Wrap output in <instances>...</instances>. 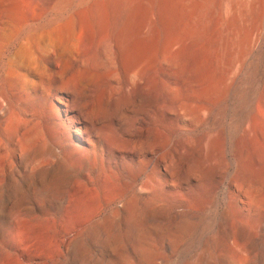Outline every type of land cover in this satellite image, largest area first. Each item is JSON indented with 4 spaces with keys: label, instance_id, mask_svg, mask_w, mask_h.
<instances>
[{
    "label": "rangeland",
    "instance_id": "1",
    "mask_svg": "<svg viewBox=\"0 0 264 264\" xmlns=\"http://www.w3.org/2000/svg\"><path fill=\"white\" fill-rule=\"evenodd\" d=\"M101 5L147 24L140 69L97 45L105 33L79 12ZM0 9L7 32L38 19L64 48L69 30L56 23L72 15L101 64L76 76L98 109L79 138L74 129L89 122L68 121L71 84L50 82V66L26 48L0 61V264H264V185L255 201L239 193L242 168L264 178V0H0ZM123 25L113 19L109 33Z\"/></svg>",
    "mask_w": 264,
    "mask_h": 264
},
{
    "label": "bare ground",
    "instance_id": "2",
    "mask_svg": "<svg viewBox=\"0 0 264 264\" xmlns=\"http://www.w3.org/2000/svg\"><path fill=\"white\" fill-rule=\"evenodd\" d=\"M124 8L111 10L108 7H105V6L103 7L101 5L100 7L97 6V7H89L86 9L83 8V10L81 9V12L79 13L84 16V20L86 22H88L89 24L96 25L98 27L99 32L102 31L105 33V36L102 37V41L98 42L97 44L98 46L105 44V47L107 45L112 50L116 48L121 56L122 63L125 66L129 67L130 70L131 69L138 70L145 64V62L148 61V57L151 52V46H150V42L148 39V33L146 30L147 24L145 23V21H141L137 19V17L136 19H134V15H131L133 12L130 11L129 9H124ZM6 14H7V10L0 9V38L2 37V40H0V61H2L5 66V64L10 63V61H12L13 58H15L17 54L21 52L24 48L33 52L36 55V58L40 62L45 63L50 66L49 69L48 68L46 69L48 70V78L50 82H52L53 84L60 83L61 85L60 88H64L65 85L71 84V87H70L71 89L69 88L70 89L69 92L72 93L73 97H71V99L70 97L66 98L67 103L63 102L66 104V107H67L65 109L66 115L69 116V114L73 112L72 116L68 117V121L72 123H75L76 121H80V120H85L89 122V125L85 126L87 132L82 131L79 128L74 129V132L77 135H79V138L84 137L85 133H90L89 132L90 129L96 127L95 122L97 121L93 119L94 117L92 118V111H95L97 108L94 110L95 108L94 105H93L94 108L91 107L92 103L90 101V95L87 93L86 88L78 84L77 81L75 82V80L78 74H80V76L81 74H83L84 72L83 69L89 68L91 70H95L100 67L101 64L97 61L99 59H96L97 55L94 54L96 52H97L96 54H98V51H94V53L92 52V50L94 49V45L96 44L95 41L91 43H87L84 41L83 37L80 36V34L78 37L77 32L74 28L75 19L72 17V15L67 19L59 20L58 18L59 22L56 23V25H66L69 30L68 46L64 48L61 45V43L53 37L55 29L48 28L46 26H41L38 19H34L31 21L30 20L19 21V25L16 24L17 25L16 27H12L8 29L10 32H7V26H6L7 21H6V16H5ZM113 19L117 20L119 23H124V25L122 26V29L119 32H117L119 34L114 35V36H112V34L109 33V29H108L109 28L108 26L112 22ZM133 20H136V21L133 22ZM13 22H16V21H13ZM8 34H10V37H11L10 40L7 42L3 41V37H5ZM109 50L106 52H109ZM112 50L110 52H112ZM106 56H109V55H106ZM110 57L112 56L110 55ZM113 59L112 60L115 62L116 60L115 57ZM100 60H103V58ZM69 61L71 63H69ZM71 64H74L78 67L80 66L81 68L78 71L77 69L74 70L72 69L73 66H71ZM64 67H66V69L67 67H70V68L69 70H65ZM120 71L122 70L120 69ZM79 82H80V78H79ZM108 86H112V85H108ZM108 91H109V93L107 92L108 95L114 96L112 95L111 90L108 89ZM97 100L98 102H100L99 99ZM101 106L102 105H100V108H102ZM96 117H99V116H96ZM76 150L77 152H80V153L82 151L80 147H77ZM256 168H257L256 166H248V167L242 168V170L240 171V174L243 180L247 182L248 185L247 187H243L242 185V188H240L241 190L239 191V193L242 194L243 197H245V199H250L252 201H255L254 197H260V194L262 193V186L264 185V178L262 175H259L256 173ZM238 184L239 183H237V185ZM132 203L133 201L131 202V204Z\"/></svg>",
    "mask_w": 264,
    "mask_h": 264
}]
</instances>
